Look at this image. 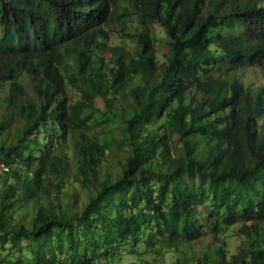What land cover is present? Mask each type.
Segmentation results:
<instances>
[{"label":"trees","instance_id":"1","mask_svg":"<svg viewBox=\"0 0 264 264\" xmlns=\"http://www.w3.org/2000/svg\"><path fill=\"white\" fill-rule=\"evenodd\" d=\"M257 66L264 0H0L4 264H111L129 243L180 264L238 222L234 255L218 239L190 261L264 264V78L239 74Z\"/></svg>","mask_w":264,"mask_h":264},{"label":"rangeland","instance_id":"2","mask_svg":"<svg viewBox=\"0 0 264 264\" xmlns=\"http://www.w3.org/2000/svg\"><path fill=\"white\" fill-rule=\"evenodd\" d=\"M154 34L156 36L154 45L156 50V56L159 61L163 60L165 57V51L166 46L164 44L165 37H164V31L161 27H159L157 24L153 25ZM110 44H125L126 46H130L129 41H125L123 38H120L117 33H113L111 35ZM102 56H105L103 53ZM240 78L243 80L244 83L254 85L257 83H261L264 78V69L261 66L257 67H251V68H244L240 72ZM6 87H2L0 89V98L5 94ZM73 96L75 94H72ZM1 103V102H0ZM95 105L99 109H103V102L100 97H97L95 99ZM97 131V129H96ZM109 133H112L111 130H108ZM72 143L71 141L68 142V149L67 153L68 155L72 154L71 150ZM5 166V165H3ZM72 165L69 166L68 172L69 177L67 178V184H66V190L68 192H75L77 197V203L81 204L86 199L87 190L81 186L80 181L74 178V170ZM3 171L0 172V189L2 186V181L4 179V176L2 175ZM243 226L242 223L238 222L233 225H229L225 228V232L222 234H219L217 237H214V239H211L210 236L205 235L199 240H195L192 242H184L180 249L184 251V258L187 260H181L180 264H196L194 262L190 261V255L192 254H199V251L202 247H206L208 249L214 248L217 246L218 239H222L225 242V250L227 254V258H230L232 255H234L237 251L240 245L242 244L244 237L242 234ZM131 244L126 245L124 248V251H120L119 254L113 256V260L111 264H138L140 261L143 260V258H146L148 260H151L154 264H173L175 257L178 256V253L176 251H168L167 253L163 252H146L145 254H134L130 251L133 250L131 248ZM59 246H62V241L59 240ZM138 247L142 249V245H138ZM22 254H25L27 258L29 257V252L27 250H23ZM8 258L7 251L0 250V264H4L5 260ZM13 257H11L10 264H14L12 261ZM16 261V260H15ZM64 264H71L68 260H64ZM17 264H26V261L21 258V260L16 261ZM98 264H105V261L100 259L98 260ZM108 264V263H106ZM110 264V263H109Z\"/></svg>","mask_w":264,"mask_h":264},{"label":"clouds","instance_id":"3","mask_svg":"<svg viewBox=\"0 0 264 264\" xmlns=\"http://www.w3.org/2000/svg\"><path fill=\"white\" fill-rule=\"evenodd\" d=\"M4 164H0V166L3 168V169H5L6 168V166H3Z\"/></svg>","mask_w":264,"mask_h":264}]
</instances>
